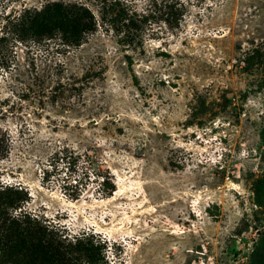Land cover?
Here are the masks:
<instances>
[{
    "label": "rangeland",
    "instance_id": "1",
    "mask_svg": "<svg viewBox=\"0 0 264 264\" xmlns=\"http://www.w3.org/2000/svg\"><path fill=\"white\" fill-rule=\"evenodd\" d=\"M50 1L97 9L0 0V31ZM178 1L130 43L6 44L0 184L64 242L92 235L74 264H264V0Z\"/></svg>",
    "mask_w": 264,
    "mask_h": 264
},
{
    "label": "trees",
    "instance_id": "2",
    "mask_svg": "<svg viewBox=\"0 0 264 264\" xmlns=\"http://www.w3.org/2000/svg\"><path fill=\"white\" fill-rule=\"evenodd\" d=\"M96 13L82 2L50 1L39 8H23L15 16H4L5 29L0 31V68H11L6 44L15 41L40 43L57 37L63 46L78 45L83 36L105 27L121 32L130 43L145 30L148 22L161 20L176 27L182 4L178 0H147L143 9L134 8V0H92ZM7 28V30H6ZM57 44V45H58ZM104 176L101 185L113 190ZM26 191L11 184H0V264H74L77 257L93 259L98 247L92 235L82 234L73 243L61 239L57 232L27 211L12 213L26 200ZM84 240V241H83Z\"/></svg>",
    "mask_w": 264,
    "mask_h": 264
}]
</instances>
